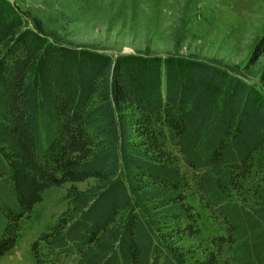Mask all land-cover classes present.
<instances>
[{"label":"trees","instance_id":"obj_1","mask_svg":"<svg viewBox=\"0 0 264 264\" xmlns=\"http://www.w3.org/2000/svg\"><path fill=\"white\" fill-rule=\"evenodd\" d=\"M0 44V258L46 189L95 178L69 189L34 264H264V90L192 56L51 40L8 0ZM191 183L225 231L202 255L182 244L200 233Z\"/></svg>","mask_w":264,"mask_h":264},{"label":"rangeland","instance_id":"obj_2","mask_svg":"<svg viewBox=\"0 0 264 264\" xmlns=\"http://www.w3.org/2000/svg\"><path fill=\"white\" fill-rule=\"evenodd\" d=\"M8 1L24 21L39 18L51 40L114 56H192L215 63L264 90V50H257L264 34V0ZM2 50L0 44V53ZM255 173L252 183H264V171ZM96 183L95 178H88L46 189L42 201L24 220L21 237L0 258V264H34L32 244L68 209L69 189L75 186L84 190ZM243 192L234 199H243ZM186 195L198 212L200 233L188 236L182 244L202 255L203 248L214 246L212 238L225 234L224 227L203 206L193 183ZM220 264L229 262L222 256Z\"/></svg>","mask_w":264,"mask_h":264}]
</instances>
